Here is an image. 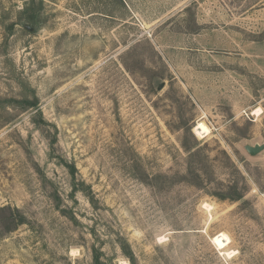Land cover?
I'll use <instances>...</instances> for the list:
<instances>
[{
    "label": "rangeland",
    "instance_id": "obj_1",
    "mask_svg": "<svg viewBox=\"0 0 264 264\" xmlns=\"http://www.w3.org/2000/svg\"><path fill=\"white\" fill-rule=\"evenodd\" d=\"M257 144L264 0H0V264H264Z\"/></svg>",
    "mask_w": 264,
    "mask_h": 264
},
{
    "label": "bare ground",
    "instance_id": "obj_2",
    "mask_svg": "<svg viewBox=\"0 0 264 264\" xmlns=\"http://www.w3.org/2000/svg\"><path fill=\"white\" fill-rule=\"evenodd\" d=\"M254 115L260 116L261 111L257 109L256 111L253 112ZM194 132L199 136L200 138L203 137H208L211 135V130L206 126V124L201 120L197 123ZM208 210L211 209L207 205ZM212 244L215 245V247L224 255H226L229 258H232L235 253L232 251H229L228 247L231 244V239L225 234V233H220L213 237L212 239Z\"/></svg>",
    "mask_w": 264,
    "mask_h": 264
},
{
    "label": "water",
    "instance_id": "obj_3",
    "mask_svg": "<svg viewBox=\"0 0 264 264\" xmlns=\"http://www.w3.org/2000/svg\"><path fill=\"white\" fill-rule=\"evenodd\" d=\"M245 150L251 155V156H257L259 155L261 152L264 151V144L262 145H255V146H246Z\"/></svg>",
    "mask_w": 264,
    "mask_h": 264
},
{
    "label": "trees",
    "instance_id": "obj_4",
    "mask_svg": "<svg viewBox=\"0 0 264 264\" xmlns=\"http://www.w3.org/2000/svg\"><path fill=\"white\" fill-rule=\"evenodd\" d=\"M22 103V102H21ZM23 107L27 108V109H32V108H36L37 107V103L36 102H30L28 99L24 98L23 100ZM22 222H19V224H21ZM95 264H101L98 260V257H95Z\"/></svg>",
    "mask_w": 264,
    "mask_h": 264
}]
</instances>
